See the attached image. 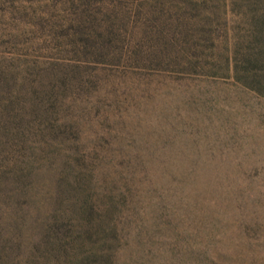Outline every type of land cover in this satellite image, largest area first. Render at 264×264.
<instances>
[{
    "label": "rangeland",
    "instance_id": "1",
    "mask_svg": "<svg viewBox=\"0 0 264 264\" xmlns=\"http://www.w3.org/2000/svg\"><path fill=\"white\" fill-rule=\"evenodd\" d=\"M260 39L264 0H0V264H264Z\"/></svg>",
    "mask_w": 264,
    "mask_h": 264
},
{
    "label": "trees",
    "instance_id": "2",
    "mask_svg": "<svg viewBox=\"0 0 264 264\" xmlns=\"http://www.w3.org/2000/svg\"><path fill=\"white\" fill-rule=\"evenodd\" d=\"M260 46L254 49V53H248L243 57L242 68L240 70L234 69L236 71H241L242 75L239 76L241 83L252 89L258 94L264 95V40L260 39ZM101 232L102 239L105 241L113 237V232L111 226L106 225V220L103 219L99 225V233ZM106 237V238H104ZM100 256H105L100 254Z\"/></svg>",
    "mask_w": 264,
    "mask_h": 264
}]
</instances>
